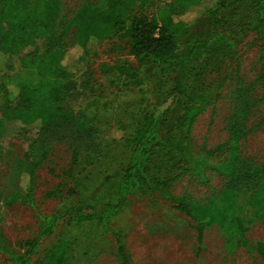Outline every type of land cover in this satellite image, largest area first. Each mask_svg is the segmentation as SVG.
<instances>
[{"label": "trees", "instance_id": "1", "mask_svg": "<svg viewBox=\"0 0 264 264\" xmlns=\"http://www.w3.org/2000/svg\"><path fill=\"white\" fill-rule=\"evenodd\" d=\"M247 4L254 9L264 49V0H114L107 9L87 1L68 24L62 21L63 0H36L33 4L29 0L0 1V52L16 56L34 46V50L21 57V62L25 69L38 76L35 85H0L5 99L0 112V135L5 122H12L28 142L19 173V186L24 194L3 198L0 192V202L12 205L22 201L35 207L36 174L47 160L52 144L64 141L72 149L67 173L70 188L61 215L40 216L37 234L21 252L10 249L0 226V252L9 256L11 264H32L42 241L57 231L63 219L68 224L93 222L103 234L113 233L119 239L111 222L127 207L134 193L160 194L185 212L201 233L206 227L218 225L230 237L247 244L250 224L264 223V163L257 164L243 157L241 150L242 141L256 129L249 124L254 110L264 103V98H256L254 94L256 83L246 85L237 81L232 93L233 108L226 120L229 133L226 142L202 154L195 152L191 145L192 127L211 97L201 84L212 66L221 63L227 52H232L234 44L227 32L234 28L235 17ZM200 13L202 19L210 22L209 29L196 32L190 26L189 17ZM72 28L74 40L69 44L67 36ZM115 38L127 40L130 54L140 66L149 67L151 74L147 80L157 97L153 110L143 113L131 140V157L120 170L118 200L104 203L98 210L85 206V196L72 183H76L73 170L82 155L96 154V139L101 129L94 114L85 108L69 107L65 102L88 87L87 81L76 77L82 69L83 58L93 54L104 40ZM38 41L44 42L43 49L37 45ZM70 52L79 56L75 63L66 61ZM101 69L111 73L119 70L121 76L140 78L135 68L126 65L104 64ZM257 81H264V52L262 74ZM114 130L122 133L119 138L124 137L123 124ZM171 155L187 158L200 175L203 168H212L223 175L226 179L221 193L224 204L217 206L213 201L200 203L173 196L169 186L175 177H160L163 163ZM220 156L224 158L219 159ZM63 185L54 191L62 190ZM242 192L248 194L253 219L234 213ZM259 249L264 253L262 247ZM68 250V241L61 240L50 253L48 264H65ZM120 252L123 263L130 264L122 248Z\"/></svg>", "mask_w": 264, "mask_h": 264}, {"label": "rangeland", "instance_id": "2", "mask_svg": "<svg viewBox=\"0 0 264 264\" xmlns=\"http://www.w3.org/2000/svg\"><path fill=\"white\" fill-rule=\"evenodd\" d=\"M35 1L29 0L31 4ZM87 1L103 9L114 2L63 0L62 21L68 24L76 10ZM195 16L189 17L190 26L196 32L208 30L210 22L202 19V13ZM235 20L234 28L227 32L228 39L234 44L232 52H227L221 63L212 66L201 84L211 97L191 131V145L198 154L214 149L228 139L226 120L233 108L232 93L238 80L246 85L256 83V98H264V81H257L262 74L264 49L254 9L250 4L241 7ZM73 40L74 28L69 32L67 42L71 44ZM37 45L44 48L43 41H38ZM34 49L31 46L16 56L0 52V85H35L38 82L37 74L25 69L21 62V57ZM78 57L70 52L66 61L75 63ZM82 61V69L76 77L87 81L88 87L69 97L65 104L85 108L94 114L101 134L96 139V154H83L79 165L74 167L76 183L72 184H76L85 196V206H94L99 210L104 203L118 200L120 170L131 157V140L141 124L143 113L153 110L157 92L147 80L151 74L149 67L140 66L130 54L127 40L106 39ZM104 64L135 68L141 79L121 76L119 70L104 72L101 69ZM4 106L5 99L0 93V112ZM118 124L125 126L123 138H119L121 132L114 130ZM249 124L256 129L242 141L243 157L263 164L264 103L256 107ZM27 149L28 142L23 134L12 122H5L0 135V192L3 198L15 193L24 194L19 186V173L20 162ZM71 159L72 149L67 142L53 143L47 160L36 174L35 207L22 201L12 205L0 202V226L10 249L16 252L24 250L39 230L40 216L61 215L70 188L67 173ZM212 161H215L214 158ZM163 165L160 177H175L169 186L173 196L200 203L213 201L217 206L224 204L221 193L226 179L216 170L203 168L204 172L200 175L193 170L187 158L179 155H171ZM62 183L63 191H54ZM49 192L54 194L48 195ZM234 213L253 219L254 211L248 204L247 193L239 195ZM111 228L119 233V239L113 233L103 234L93 222L68 224L65 219L60 220L57 231L42 241L32 264H48L50 253L61 240L69 243L65 264H124L121 248L130 264H264V253L259 249H264L263 222L250 224L246 234L247 244L244 245L239 238L230 237L218 225L206 227L201 233L185 212L160 194L131 195L127 207L113 217ZM0 264H11L9 256L0 252Z\"/></svg>", "mask_w": 264, "mask_h": 264}]
</instances>
